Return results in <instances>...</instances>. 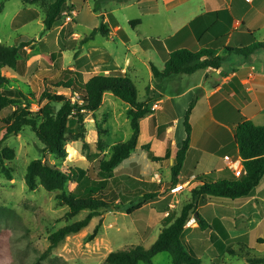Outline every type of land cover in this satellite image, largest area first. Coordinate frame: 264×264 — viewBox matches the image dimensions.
Returning a JSON list of instances; mask_svg holds the SVG:
<instances>
[{"label":"rangeland","instance_id":"obj_1","mask_svg":"<svg viewBox=\"0 0 264 264\" xmlns=\"http://www.w3.org/2000/svg\"><path fill=\"white\" fill-rule=\"evenodd\" d=\"M203 1L189 0L184 5L175 4L169 7H166L162 0L110 2L108 7L112 10H109L117 23L129 34V45L137 47V58L131 55L119 38L106 39L97 34L94 39L81 42L103 21L101 15H96L104 12L101 0H91L86 5L80 3L78 10L81 11L75 17V24L74 19L66 22L61 16L54 29L49 31L43 25L41 5L24 6L22 0H0V44L17 46L21 42H28L25 47L28 55L23 74L19 75L18 71L13 69H3V74L10 80V83L3 87L19 88L25 93L32 91L33 94L29 95L27 100L32 111L39 109L41 104L38 98L44 90L62 93L74 103L77 100L75 92H78L83 82L93 75L100 74V47H103L102 51L106 53V62L109 65L112 63L111 59H114L119 67L128 69L129 77L136 85L138 98H141L146 87L160 82V79L153 78L150 74L149 64H154V61L142 51L148 38H165L174 32L184 21L181 12L199 9L203 6ZM90 6L96 12H91ZM25 7L38 11V17L26 23H16L17 15ZM150 7L158 9V12H147ZM64 11L69 13L68 10ZM131 19H140L141 24L132 29L129 24ZM74 27L76 32H80L79 35H72ZM79 53L85 54L83 60L77 63V69L84 71L83 73L71 68L75 65L73 62ZM126 56L130 60L129 67L125 64ZM37 69H50L52 72L47 75L34 74ZM71 76L75 78L72 89L56 88L48 84L47 86L43 80L45 77L67 81ZM196 76L190 79H195ZM171 89L168 87L169 91ZM107 93L112 97V106L108 107L109 102L105 99L101 113L99 107L98 110L87 112L85 115V141L88 143L86 148L83 147L82 141H67L64 158L44 153L43 143L29 127H24L16 135L4 140L3 146L13 149L15 156L13 160L4 161L10 168L13 179L7 180L0 175V207L8 209L0 216V264H106L104 260L110 251L129 250L135 245L148 248L159 235L161 228L179 214L193 185L185 192L172 191L170 180L166 182L164 191L160 194L166 197L160 199L158 192H154L158 190L156 186L135 187L126 177L117 181L120 173H128L129 169L134 168L129 160L121 172L113 170L111 173H104L98 169L97 161L102 157H109L112 146L127 140L132 133L130 119L125 111L127 105L112 93ZM58 105L55 107H59ZM184 106L179 105V110H184ZM5 132V125L0 122V139ZM100 138L102 152L97 149L96 144ZM33 159H43L48 164H55L65 171L76 173L74 180L66 184V192H72L79 197H101L108 203V206L98 209L99 215L92 218L87 226L67 236L46 255L44 253L50 245L49 235L64 225L83 219L89 211L83 210L69 215L66 205L57 204L55 197L59 191H46L40 185L33 191L28 190L24 178L27 165ZM145 162L142 161L143 167ZM148 163L153 167L157 166L151 160H148ZM161 167H164L163 163ZM142 173H169V170L163 168L153 171L147 167ZM241 175L236 177L230 173L229 176L239 180ZM146 178L150 179V176ZM143 193H155L156 196L154 200L147 202L150 204L146 203V206L143 205L127 214L126 209L136 205ZM203 204L206 202L201 205ZM200 214L209 217V209L201 210ZM194 222V218H191L186 224L184 240L193 254L200 258V264H264L248 261L249 258L256 259L254 256L257 253L244 249L247 238L233 241L218 239L217 236H213L210 241L193 239L190 232ZM138 264L145 263L140 261ZM152 264H171V257L167 252L157 253L152 258Z\"/></svg>","mask_w":264,"mask_h":264},{"label":"trees","instance_id":"obj_2","mask_svg":"<svg viewBox=\"0 0 264 264\" xmlns=\"http://www.w3.org/2000/svg\"><path fill=\"white\" fill-rule=\"evenodd\" d=\"M115 1L127 2L128 0ZM22 2L24 6L37 4L42 6L43 25L46 30H50L57 23L64 10L71 11L66 0H22ZM38 15L39 13L35 9L25 7L17 15L16 23H26L37 18ZM139 22L138 19L132 20L130 25L134 27ZM108 31V26L101 21L100 25L81 42L92 40L97 34L107 36ZM149 43L164 61L162 69H157L152 65L151 69L155 78H169L181 74L190 75L209 67L219 68L224 60V57L218 55L217 51L212 48H201L197 51L177 49L168 52L158 38L151 37ZM27 45L28 42H21L17 46L0 44V122L6 128L3 138L0 139V175H3L7 180L13 179L11 170L4 161L13 160L15 154L13 149L3 146V142L9 136L19 133L24 127H29L43 143L44 153L52 154L58 158L66 156L65 143L67 141H82L83 147H88V143L85 141V115L87 112L98 110L105 92L112 93L129 106L127 115L132 130L127 140L112 146L109 157H102L97 161L98 169L101 172L111 173L136 148L140 133L139 119L150 109L151 101L138 98L136 85L127 74H96L84 82L78 92L73 90L78 95L76 102L73 103L62 93L44 90L38 98V102L41 104L39 109L32 111L29 107L30 103H27L28 96L33 94L32 91L25 93L19 88L3 87L10 83L9 78L3 74V69L9 68L23 74V67L27 59L25 48ZM263 49L264 41H257L252 34H244L241 44L238 46L230 44L226 47L228 52L244 57ZM50 73V71L39 69L34 72L38 75ZM43 80L46 85L68 89H72L75 82L72 78L63 81L60 78L43 77ZM196 98L197 96H194L190 101L183 116L185 138L181 141L175 161L170 168L172 187L178 183V175L189 146L191 134L189 116ZM56 104H59V107L56 108ZM234 141L242 159L243 173L239 180L215 172L197 175L195 177L197 183L189 191V198L183 203L179 214L168 225L161 228L159 235L148 248L135 245L129 250L110 251L105 257V263L138 264L141 261L145 264H152L154 255L167 252L171 257V264H200V258L193 254L184 240L185 226L191 218H194L197 223L190 233L192 238L205 240L211 230L209 223L198 212L199 206L203 202L221 203L244 199L249 196L264 176V126L255 125L251 120H244L234 130ZM96 144L97 149L102 152V139H98ZM168 157L169 152L163 158L153 156L151 159L161 161ZM74 174L76 173L65 171L55 164H48L43 159H33L27 165L24 180L28 190L33 191L40 185L46 191H59L55 197L57 204L66 205L69 215H75L83 210L89 211L83 219L64 225L52 232L49 235L50 245L46 249L45 255L67 236L77 233L87 226L92 218L99 215V208L108 206V203L101 197H79L72 192H66L65 186L69 181L74 180ZM155 196V193H143L141 200L136 205L126 209L127 214L140 209L147 202L154 200ZM217 209L232 212V209L221 206H217ZM7 210L0 207V216ZM195 213L197 215L194 217ZM248 261L263 263L264 259L249 258Z\"/></svg>","mask_w":264,"mask_h":264},{"label":"crops","instance_id":"obj_3","mask_svg":"<svg viewBox=\"0 0 264 264\" xmlns=\"http://www.w3.org/2000/svg\"><path fill=\"white\" fill-rule=\"evenodd\" d=\"M89 1L91 0H66L67 6L71 9L69 13L74 19V24L76 23L75 17L81 11L78 10V5L80 3L86 5ZM187 1L189 0H162L166 7L175 4L184 5ZM110 2L117 1L101 0V8H104V12L96 14L103 17V22L109 29L107 36L101 34L100 36L112 40L121 39L131 55L138 58L137 47L129 45V34L117 23L110 11L112 9L108 7ZM203 2V6L199 9L186 13L181 12V18L184 21L178 29L165 38H156L162 41L168 52L177 49L191 51L201 48L215 49L218 55L224 57L222 65L219 68L209 67L190 75L181 74L169 78H157L160 79L157 85L150 84L146 87L140 99H147L152 105L139 119L138 144L130 156L114 169V172H121L124 164L129 160L134 168L129 169L128 173H118L117 181L126 177L128 182L135 187L138 185L146 188L156 186L158 190L149 191L158 192L160 199L166 197L160 194L164 191L166 182L171 180L170 168L175 161L180 143L185 138L183 116L194 96L197 98L189 116L190 141L177 183V186L181 187L180 190L184 192L190 186L196 185L197 175L215 172L229 176L233 173L224 161L226 155L239 159L242 165V159L234 141V130L239 123L251 120L255 125L264 126V49L248 57L226 50L230 44L235 46L241 44L244 34H252L257 41H264V0H251L250 2L247 0H204ZM157 10L150 7L146 11L158 12ZM90 11L96 12L92 7ZM130 21L132 19L129 20V24ZM140 24L141 21L132 29ZM53 27L50 30H53ZM75 34L79 35L80 32L75 30L72 35ZM150 38L142 51L154 61V64H149L150 74L153 76L152 65L157 69H162L164 61L156 49L150 45ZM102 50L104 48L100 47V74L123 73L129 76L128 69L124 66L119 67L114 59L109 58L112 62L109 65L106 62V53ZM84 56L85 54L80 55L79 53L74 59L75 65L71 67L78 73L84 72L77 69L79 65L77 63H80ZM125 64L128 65L127 67L130 66L127 56ZM39 70L52 72L50 69ZM18 73L22 75L19 71ZM193 76H196L195 79H190ZM70 78L75 81L74 76ZM168 87L172 89L169 91ZM105 99L109 102L108 107L113 104L112 97L105 92L100 105V113ZM181 104L185 105V108L180 111L179 105ZM128 108L127 105L126 112ZM167 152H169V157L164 160L150 159L153 156L163 158ZM148 160L156 163L157 166L153 167ZM142 161H146L144 167ZM161 163L164 167H161ZM147 167L153 171L165 168L169 170V173H142ZM123 171L125 172L126 169ZM147 176H150V179H147ZM159 180H162V183ZM217 206L232 209V212L218 210ZM205 208L209 209V217L201 216L211 226L206 239L210 241L213 236L231 241L247 238L245 246L243 245L244 249H251L257 253L255 258L264 259V176L248 197L231 202H209L200 205L198 212L200 213ZM163 215L165 216V212ZM196 226L195 221L191 231Z\"/></svg>","mask_w":264,"mask_h":264},{"label":"built area","instance_id":"obj_4","mask_svg":"<svg viewBox=\"0 0 264 264\" xmlns=\"http://www.w3.org/2000/svg\"><path fill=\"white\" fill-rule=\"evenodd\" d=\"M247 1L250 2L251 0H247ZM61 15L65 18L66 22H70L73 20L71 14L66 11H63ZM76 97L78 100L77 93H76ZM224 161L227 164V168L231 170L236 177H239L243 173V167L239 159H233L232 157L226 155L224 156ZM180 189L181 187L176 185L173 187L172 191H177Z\"/></svg>","mask_w":264,"mask_h":264},{"label":"water","instance_id":"obj_5","mask_svg":"<svg viewBox=\"0 0 264 264\" xmlns=\"http://www.w3.org/2000/svg\"><path fill=\"white\" fill-rule=\"evenodd\" d=\"M197 215V213L194 214V217Z\"/></svg>","mask_w":264,"mask_h":264}]
</instances>
